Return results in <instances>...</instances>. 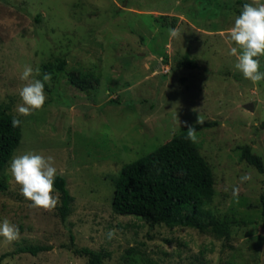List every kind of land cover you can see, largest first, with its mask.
I'll use <instances>...</instances> for the list:
<instances>
[{"label": "rangeland", "instance_id": "obj_1", "mask_svg": "<svg viewBox=\"0 0 264 264\" xmlns=\"http://www.w3.org/2000/svg\"><path fill=\"white\" fill-rule=\"evenodd\" d=\"M238 1L0 0V111L23 120L13 157L53 156L74 196L66 218L55 186L54 211L32 208L9 165L0 221L17 225L20 239L9 244L0 237V256L8 253L0 264H89L74 251L82 247L105 253L103 264H264V173L240 148L251 146L264 163V81L245 79L229 55L235 45L227 29L251 2ZM173 27L179 38H170ZM186 56L196 65L181 64ZM260 62L264 71V57ZM25 65L40 68L38 79L52 76L43 109L26 117L16 111ZM73 75L92 76L85 90ZM199 117L208 125L200 127ZM189 126L215 174L207 209L233 223L229 237L152 227L113 210L123 166ZM245 173L252 179L241 183ZM111 229L116 236L108 239ZM26 246L52 249L34 255L21 251Z\"/></svg>", "mask_w": 264, "mask_h": 264}, {"label": "trees", "instance_id": "obj_2", "mask_svg": "<svg viewBox=\"0 0 264 264\" xmlns=\"http://www.w3.org/2000/svg\"><path fill=\"white\" fill-rule=\"evenodd\" d=\"M241 2L242 0L238 1ZM180 63L196 65L189 56ZM51 65L54 66V63ZM64 66L63 60L59 68L63 69ZM91 77L73 75L72 82L85 90ZM14 117L21 120L20 126L15 128L11 126ZM22 136V118L1 110L0 192L9 188L6 169L21 143ZM186 136L187 130L178 133L147 156L123 166L115 185L113 210L120 215L137 216L152 227L162 224L171 228L183 226L229 237L233 223L221 221L207 209L216 194L213 168L202 154L200 145L186 139ZM240 148L243 159L264 173V163L252 152L251 146L243 145ZM54 186L61 193L60 211L63 218H66L70 214L74 196L62 174H58ZM262 202L264 219V195ZM50 249L51 246H26L21 251L37 255ZM74 251L89 256V264H103L106 257L105 253L88 247L75 248ZM7 255L5 253L0 256V263Z\"/></svg>", "mask_w": 264, "mask_h": 264}, {"label": "clouds", "instance_id": "obj_3", "mask_svg": "<svg viewBox=\"0 0 264 264\" xmlns=\"http://www.w3.org/2000/svg\"><path fill=\"white\" fill-rule=\"evenodd\" d=\"M170 38H179L180 31L177 28L168 30ZM228 41L235 46L230 47L229 55L235 57L234 67L242 73L243 77L253 84L264 81V71H261L260 57H264V3L261 0H251L242 5V9L235 17L233 25L227 29ZM39 67L33 68L25 65L20 75V80L25 81L19 89V97L22 103L17 105L16 111L19 116H29L34 111L42 110L46 102L45 83L52 79L51 73H43L42 79ZM197 123L203 124L202 118ZM21 120L14 117L12 127H18ZM197 131L193 126L187 128L186 139L195 143ZM10 172L15 184L20 186V193L25 200L30 201V207L42 209L47 212L55 210L59 198L55 192V180L58 169L55 167L54 157L45 156L36 152H27L13 157L10 163ZM252 179L250 174L245 173L240 177V182ZM228 191V188H225ZM239 188L231 189L232 197L238 202ZM116 229L107 233L108 239L116 236ZM0 237L11 244L20 239L19 227L11 223L7 218L0 221Z\"/></svg>", "mask_w": 264, "mask_h": 264}]
</instances>
